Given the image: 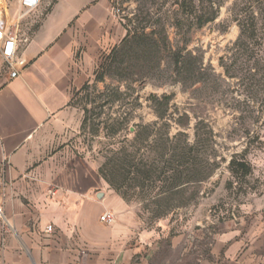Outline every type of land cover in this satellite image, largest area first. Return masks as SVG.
<instances>
[{
    "label": "rangeland",
    "instance_id": "374dc122",
    "mask_svg": "<svg viewBox=\"0 0 264 264\" xmlns=\"http://www.w3.org/2000/svg\"><path fill=\"white\" fill-rule=\"evenodd\" d=\"M111 3L126 40L75 90L72 144L162 240L163 264H232L216 250L235 230L263 240L245 264H264V0Z\"/></svg>",
    "mask_w": 264,
    "mask_h": 264
},
{
    "label": "crops",
    "instance_id": "0c3cea01",
    "mask_svg": "<svg viewBox=\"0 0 264 264\" xmlns=\"http://www.w3.org/2000/svg\"><path fill=\"white\" fill-rule=\"evenodd\" d=\"M36 13L40 21L21 22L29 40L19 48L20 74L0 73V264H163L162 240L71 141L75 90L126 35L111 0H42ZM107 210L112 224L101 220ZM237 232L216 253L226 246L232 264L262 254V239L250 246Z\"/></svg>",
    "mask_w": 264,
    "mask_h": 264
},
{
    "label": "built area",
    "instance_id": "2783aa9c",
    "mask_svg": "<svg viewBox=\"0 0 264 264\" xmlns=\"http://www.w3.org/2000/svg\"><path fill=\"white\" fill-rule=\"evenodd\" d=\"M15 2L18 4L19 11L14 17H10L8 12V3ZM42 0H0V61L3 67L1 74L9 75L15 78L20 74V69L26 64V61L19 56V48L27 41L21 35V22L24 17L33 11L39 9ZM112 14L117 18V10L112 7ZM0 215L2 209L0 208ZM101 220L107 224H112L116 220V215L112 211H105ZM48 231H52V225L48 226ZM86 258V253L84 254ZM80 264H87L83 259Z\"/></svg>",
    "mask_w": 264,
    "mask_h": 264
},
{
    "label": "trees",
    "instance_id": "16d2710c",
    "mask_svg": "<svg viewBox=\"0 0 264 264\" xmlns=\"http://www.w3.org/2000/svg\"><path fill=\"white\" fill-rule=\"evenodd\" d=\"M130 33H131V30H128V35H129ZM125 40H126V38H124V41H125ZM108 58H109V57H108ZM117 71H118L117 74H120L121 76H122V74H124V73H123L122 71H120V70H117ZM120 75H119V76H120ZM139 127H144V126H142V125L140 126V125H139ZM105 179L107 180V178H105ZM107 182L110 183L111 185H113V183H112L111 180L108 179Z\"/></svg>",
    "mask_w": 264,
    "mask_h": 264
}]
</instances>
